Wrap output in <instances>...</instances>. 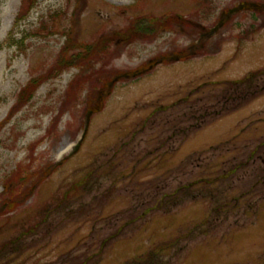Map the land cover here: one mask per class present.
<instances>
[{
	"label": "rangeland",
	"instance_id": "1",
	"mask_svg": "<svg viewBox=\"0 0 264 264\" xmlns=\"http://www.w3.org/2000/svg\"><path fill=\"white\" fill-rule=\"evenodd\" d=\"M23 1L0 0V264H132L150 250L158 264H264V93L151 154L203 88L264 68V0ZM139 17L157 29L135 32ZM61 54L82 62L60 69ZM21 172L29 193L12 206ZM165 175L200 192L143 211Z\"/></svg>",
	"mask_w": 264,
	"mask_h": 264
},
{
	"label": "trees",
	"instance_id": "2",
	"mask_svg": "<svg viewBox=\"0 0 264 264\" xmlns=\"http://www.w3.org/2000/svg\"><path fill=\"white\" fill-rule=\"evenodd\" d=\"M34 1L35 0H24L23 10L31 9L33 6L30 5ZM21 13L22 12L20 10L19 14L15 18L16 19L15 23L17 24L21 22V20L24 18L23 14ZM166 19L171 20L173 19V17L167 16ZM17 24L15 25V27L19 26ZM133 25H135V32L137 31L144 32V30H146V32L149 33L150 31L157 29V26H154L153 23L148 22V19H144L143 17L136 18L133 22ZM161 26L162 28H165L166 24L161 21V24H159V28ZM8 39L12 44H16V45L24 44V38H18V39L15 38L14 30H11L9 32ZM2 47L3 45L0 44V49ZM66 48L64 47V49ZM91 49L93 50V47ZM175 56H176L175 58H179V59H189L192 57V54L188 51H185L182 53H177L175 54ZM57 62H60L59 68L61 69V68H65L67 64L71 66L79 65V63L81 64L82 59L80 58L79 54H70V57L68 58L64 57L61 54ZM146 69L147 67L146 68L142 67L140 71ZM54 73H56V71ZM56 75H52V76H56ZM40 81H41L40 78L37 77L32 79L30 82H28L19 93V99L26 100L27 98L32 97L34 90L39 85ZM263 93H264V68L261 70L252 71L241 79L225 81L223 83H215L212 86L203 88V92L200 93V95L201 94L202 95L199 96L198 94L199 98L197 97L198 99L194 100L193 102L191 101V103L188 104L189 110L185 108L184 110H182L181 112L182 114H176L175 116L171 115L167 120H164L165 123V126L163 128L164 130H162V132L159 135H157V137H154L153 141H156L157 145L155 144L156 147H154L151 150V154L162 151L161 148H163L164 145L173 149V146H176L177 142H179L178 139H176L177 134H179L184 129L193 131L196 128L210 124L220 116L224 114H228L243 107L245 104L249 103L250 101H252L253 99H255L256 97L260 96ZM150 118L151 119L148 120V122L150 123V127L153 128L154 130H157L158 126L162 122L160 124H156L158 120H156L157 117L155 116V114H153ZM259 149L257 147L254 149L255 151L253 150V152L250 153L249 155L251 156L250 159H254V158L256 159L257 157L260 159L263 158V155L261 156L262 152H260ZM254 152H256V154ZM163 153H166V150H164ZM246 161L249 162L252 160H246ZM254 167L255 170L258 169L256 168L257 167L256 165ZM166 177H167L166 175L162 176L161 179H159L158 181H152L148 184V186L146 185L147 190L144 194L141 195L143 197V199H141L142 205L144 207L143 211L146 212L147 210H153V209L170 211L175 206L181 204L186 198H195L196 195L200 192L199 190H197V186L198 183H200V180H198L199 182H196L193 179H191L188 183L178 182V185H176L175 187H171L169 180L165 179ZM16 178H20V180L16 182L12 178L9 181L10 183H8V185L11 184L10 200L12 206L18 205L19 202H21L19 201L20 196H24V195L26 196L29 193L27 192L26 194L25 192L29 188L30 184H28L25 188L22 187L17 188L18 184L19 185L22 183L26 184L29 182V180H26L28 179V174H26L25 172L16 173ZM39 179H41V177ZM93 179L97 180L96 178ZM219 207L220 205L217 206L218 212L221 211ZM18 242H19V238L16 241H9L3 247L4 248H6V246L10 247L9 249L13 251L14 248H18L20 246L21 241L20 243ZM162 250H164V248H162L161 251ZM148 257L150 258L149 261L150 263L148 262ZM160 261H164V260L162 257H159V255L157 254V252H155V250H150L148 252V256L143 260L134 259V263L136 264H147V263L158 264Z\"/></svg>",
	"mask_w": 264,
	"mask_h": 264
},
{
	"label": "bare ground",
	"instance_id": "3",
	"mask_svg": "<svg viewBox=\"0 0 264 264\" xmlns=\"http://www.w3.org/2000/svg\"><path fill=\"white\" fill-rule=\"evenodd\" d=\"M66 150H68V149H65V150H63V152H62V153H64Z\"/></svg>",
	"mask_w": 264,
	"mask_h": 264
}]
</instances>
